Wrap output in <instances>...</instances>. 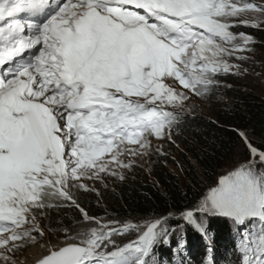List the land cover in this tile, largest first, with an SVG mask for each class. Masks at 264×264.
Masks as SVG:
<instances>
[{
  "label": "snow or ice",
  "instance_id": "1",
  "mask_svg": "<svg viewBox=\"0 0 264 264\" xmlns=\"http://www.w3.org/2000/svg\"><path fill=\"white\" fill-rule=\"evenodd\" d=\"M49 4L0 0V65L30 52L21 70L0 75V264H20L24 245L39 243L45 233L37 217L46 209L73 204L81 189L97 192L85 181H124L151 154L153 138L174 144L180 114L194 111L190 96L211 100L217 77L239 72L226 57L253 42L230 31V18L259 12L244 21L259 27L264 17V3L240 0H58L47 23L18 18ZM238 135L244 146L253 144ZM249 152L255 155L244 158L247 168L212 190L213 204L258 197L254 169L264 165V149ZM248 214L259 213L240 210L241 218ZM160 226L109 251L105 233L123 231L110 224L95 238L53 248L38 264H120L129 251L147 248ZM241 247L243 264H264V235Z\"/></svg>",
  "mask_w": 264,
  "mask_h": 264
},
{
  "label": "trees",
  "instance_id": "2",
  "mask_svg": "<svg viewBox=\"0 0 264 264\" xmlns=\"http://www.w3.org/2000/svg\"><path fill=\"white\" fill-rule=\"evenodd\" d=\"M237 28L248 32L260 48L264 47V28ZM218 80L232 85L226 92L230 102L213 104L211 117H179L181 128L176 136L182 147L181 163L177 166L182 177L168 166L174 162L158 154L149 168L135 167L127 173L126 180L114 181L112 188H102L99 195L81 194L79 208L75 204L55 208L54 216L47 221L50 229L71 227L82 219L83 212L94 217L111 215L119 222L164 219L169 235L155 244L159 264H175L176 253H185L183 247L188 252L184 264H205L211 253L210 242L218 251V264H243L245 253L238 235V220L221 215L229 212L233 203L214 206L213 213L209 212L205 219L197 214L190 220L178 217L199 208L233 158L238 155L245 162L246 156H252L249 149H264V98L232 76ZM240 132L253 144L244 146ZM240 219L251 221L247 215ZM249 224L255 230L252 239L264 235V221Z\"/></svg>",
  "mask_w": 264,
  "mask_h": 264
},
{
  "label": "rangeland",
  "instance_id": "3",
  "mask_svg": "<svg viewBox=\"0 0 264 264\" xmlns=\"http://www.w3.org/2000/svg\"><path fill=\"white\" fill-rule=\"evenodd\" d=\"M241 3L243 4H256V5H261L264 3V0H240ZM250 15H255V16H260L259 12H241L232 18H230L231 24L235 23V26H240V27H248V28H255V26H251L249 24L244 23V21L248 20ZM261 20V26L258 28H264V17H260ZM241 22L242 24L239 25L236 22ZM234 26L230 28V31H232L235 35L238 36V39H242V37H239L240 33H244L245 35L251 36L248 32L246 31H241L239 28H234ZM252 37V36H251ZM253 38V37H252ZM260 44L256 43V40L253 38V42L250 44L249 50L245 51L243 53H237L233 57H226L229 61V63L238 65L239 66V72L236 73L235 69H233V73L229 74H223L221 73L218 77V79L228 78L229 76H232L236 80H239L251 90H254L257 94L261 95L264 98V47L260 48L258 46ZM243 55L246 57V59H238V56ZM223 80V81H224ZM220 82V80H218ZM223 82L219 83L217 86V89L215 90L214 96L211 98V100L204 99L201 101L200 98H196L194 96H190L189 103L187 107L194 109L182 112L181 114H187L190 116H212L213 115V108L215 105L213 104H225L230 102V98H226V92L229 89H232V85L230 83ZM227 83V84H226ZM215 100V101H213ZM173 139L175 140V143H168L164 140L158 139V138H153V148L152 152L150 155L142 158L138 163L139 167H146L149 168L151 165H153V162L155 159H158V154L165 156V158H169L172 162H174V165L168 164V166L173 170L179 177H182L180 170L178 169L180 162V148L182 147L177 140V136H173ZM253 149V148H252ZM255 155V152H252V156ZM242 168H247L246 161L242 162V159L238 157V155L233 158L229 164L223 169V172L219 178V181L217 184H215L213 189H217L221 187V180L224 178H232L234 179L235 176L234 174H237L240 172ZM256 173V177L258 180L261 181L260 184V191L261 193L264 190V165H259L257 164L254 169ZM128 173V172H127ZM126 173V175H127ZM119 179L116 178H110L104 182V185L99 184L98 182H91V181H85L86 183L89 184V187L95 186L97 188V192L91 193V194H96L99 195L102 188H112L114 185V181H117ZM212 189V190H213ZM211 190V192H212ZM77 196L80 197L81 194L83 195H88L90 192H84L83 189L79 190L77 193ZM210 195V194H209ZM208 195V197H209ZM208 197L204 199V201L200 204L199 208L196 210H192L189 213H182L178 215V217H182L183 219H192L197 215H200V218L205 219L206 215H209L213 213L214 211V206H217L213 204ZM259 202V201H258ZM78 199L76 201H73V204H77ZM233 203V208L229 209L228 211L230 213H240V210H245V211H252L255 212L254 209L251 207L252 204L247 201V200H240V199H234L232 201ZM231 203V204H232ZM260 206H264L261 202L258 203ZM64 206H67V203L63 204ZM260 209V212L264 215L263 209ZM54 211L55 208H49L44 211L43 215H40L37 217L39 227L41 228L42 231H44L45 235L44 237L36 236V239L39 240V243H29L24 245L22 252L19 254V260L20 263L22 262V258L24 255L35 245L39 246H46L47 238L49 237L51 239L52 244L54 245V248H59L58 246L61 247V245L67 244L68 240H76L77 243L83 242L84 240L87 239H92L95 238V236H98L100 231L103 229L109 227L110 224H115L117 227L122 228V232H113L112 235L109 237L107 236V233H105V238L109 241L108 245H106V249L109 251H115L117 247H121L123 245H126L128 243H131L133 241H136L144 232L147 231L148 226H150L153 223H156L153 219H146L144 221L140 222H134V221H123L119 222L113 219L111 215H105L102 217H94L90 216L87 214V212H83L82 214V219L79 222H76L73 224L71 227L68 228H58V229H50L48 226L50 221V218L54 216ZM256 213V212H255ZM240 215V214H238ZM253 214H251L252 216ZM85 217L91 219L93 221L92 224H88L86 221H84ZM257 218L259 216L257 215ZM260 220V219H258ZM161 226L154 230L151 243L150 245L142 249L139 252L136 251H129L128 253L125 254L124 257L121 258L120 264H127L129 261L130 263H138V259L143 257L144 253L145 259L143 264H157L156 258H155V244L157 240L165 239L167 235H169V225L167 222H164V219L160 220ZM241 227L243 229L241 230V233L243 234V238L246 237L248 241H250V235H249V228H247V223H240ZM103 226V227H102ZM92 228H96L97 232L93 233L91 231ZM245 230V231H244ZM252 233V231H251ZM36 235V233H33ZM178 234V233H177ZM58 244V245H57ZM148 249V250H147ZM183 250L186 251V248L183 247ZM146 251V252H145ZM163 262V261H162ZM209 262H213V259H210ZM129 263V264H130ZM175 264H181V261L179 259L175 260ZM89 264H101V261L98 258H93Z\"/></svg>",
  "mask_w": 264,
  "mask_h": 264
},
{
  "label": "bare ground",
  "instance_id": "4",
  "mask_svg": "<svg viewBox=\"0 0 264 264\" xmlns=\"http://www.w3.org/2000/svg\"><path fill=\"white\" fill-rule=\"evenodd\" d=\"M114 6V5H112ZM46 246L42 247L39 245L33 246L22 258V262L20 264H33L36 260L42 258L49 251L54 248V245L51 242V239L48 237ZM58 245V244H57ZM66 245V244H65ZM62 246V245H61ZM60 247V246H58Z\"/></svg>",
  "mask_w": 264,
  "mask_h": 264
},
{
  "label": "water",
  "instance_id": "5",
  "mask_svg": "<svg viewBox=\"0 0 264 264\" xmlns=\"http://www.w3.org/2000/svg\"><path fill=\"white\" fill-rule=\"evenodd\" d=\"M64 246H67V245H64ZM64 246H63V247H64ZM47 254H48V253H47ZM42 258H43V257H42ZM42 258H40V259H42ZM40 259L36 260V262L33 263V264H38V262H39Z\"/></svg>",
  "mask_w": 264,
  "mask_h": 264
}]
</instances>
